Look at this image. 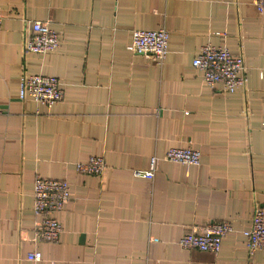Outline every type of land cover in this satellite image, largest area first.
<instances>
[{
	"label": "crops",
	"instance_id": "crops-1",
	"mask_svg": "<svg viewBox=\"0 0 264 264\" xmlns=\"http://www.w3.org/2000/svg\"><path fill=\"white\" fill-rule=\"evenodd\" d=\"M251 1L0 0V264H264L242 234L264 207V10ZM35 20L58 32L56 50L24 51ZM160 27L162 64L132 53L133 29ZM207 42L242 55L243 87L204 83L192 60ZM37 73L61 82L51 107L19 98L21 75ZM171 147L199 150L200 163L133 174ZM90 156L105 158L101 175L76 171ZM37 174L70 185L54 243L32 235ZM217 220L232 227L218 252L178 244Z\"/></svg>",
	"mask_w": 264,
	"mask_h": 264
},
{
	"label": "built area",
	"instance_id": "built-area-1",
	"mask_svg": "<svg viewBox=\"0 0 264 264\" xmlns=\"http://www.w3.org/2000/svg\"><path fill=\"white\" fill-rule=\"evenodd\" d=\"M258 13L264 10V0H252ZM2 15L0 12V28ZM169 32L165 27L157 29H133L130 50L132 53L145 54L157 64H162L168 49ZM59 46V34L48 21L35 20L29 24L24 39L26 53L47 54ZM192 66L201 71L204 83L220 91L232 92L243 87L246 82L245 65L241 54H231L223 45L207 42L199 47L192 60ZM19 98H31L33 101L51 107L63 98V89L56 76L23 74L19 79ZM264 127V121L261 123ZM200 151L189 147H171L162 157H150L148 168L134 169L133 174L148 180L153 177L161 160L183 163L188 166L200 163ZM107 167L103 156H90L75 163L77 172L101 175ZM71 199L69 182L66 179H53L35 175L33 181V213L35 225L33 239L57 242L62 232V225L57 213ZM232 231L231 225L224 220L193 225L178 240V244L188 250L218 252L221 239ZM245 247L249 256L264 247V207L253 205L250 225L242 231ZM156 240V239H154ZM40 251H30L26 258L31 262L40 261Z\"/></svg>",
	"mask_w": 264,
	"mask_h": 264
}]
</instances>
